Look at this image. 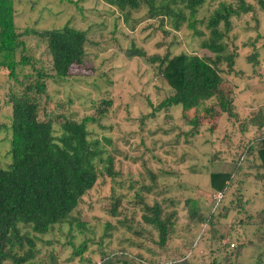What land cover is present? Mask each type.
Returning <instances> with one entry per match:
<instances>
[{
  "label": "rangeland",
  "instance_id": "rangeland-1",
  "mask_svg": "<svg viewBox=\"0 0 264 264\" xmlns=\"http://www.w3.org/2000/svg\"><path fill=\"white\" fill-rule=\"evenodd\" d=\"M13 1L16 31L25 45V52L17 53V59L25 56L31 65L48 72L51 59L46 43L34 31L69 25L87 36L85 60L71 70L74 76L65 81L47 80L46 95L40 101L41 119L58 117L60 122L63 115L80 121L94 115L96 108H103L101 101L112 102L100 122L105 130L95 125L89 129L93 128L100 138L110 139L107 149L113 151L116 175L99 178L83 197L71 216L72 230L64 224L41 236L33 263L94 264L100 261L101 251H125L161 264L167 258H179L184 262L181 264H264V222L263 217L257 218L264 211V179L255 177L264 175V170L252 153L250 159L243 160L241 170L233 172L242 143L257 136L254 130L239 135L225 115L212 135L208 126L189 134L190 128L179 126V113L166 124L161 113L153 121L147 119L151 111L147 101L157 105L169 93L162 77L154 74L156 64H149L147 59L180 53L212 57L201 46L205 37H196L185 27L175 32L159 20L146 19L145 9L133 13L126 23L106 0ZM246 2L253 10L231 18L225 42L227 51L236 52L237 58L231 71L222 65L223 76L234 87L232 95L241 122L256 118L258 111L264 121V12L254 0ZM218 3L206 0L197 15V29L203 30L200 20L208 17ZM134 50L145 53L144 57L132 55ZM257 54L255 63H249L247 58ZM31 65L18 67L20 79L31 72ZM14 86L21 89L6 70L0 69V169L11 163L9 94ZM226 91L230 93L228 88ZM213 172L232 175L225 198L215 211L209 183ZM188 199L198 201L195 219L188 213ZM114 203L118 205L116 215L111 216L105 208ZM154 203L160 204L165 213H176V230L166 251L160 250L157 234L142 221L143 205ZM210 212L211 224L196 223L198 216L207 218ZM80 220L86 225L81 232L76 227ZM220 238L234 248L221 247ZM83 241H87V251L82 260L73 256L70 244L78 247Z\"/></svg>",
  "mask_w": 264,
  "mask_h": 264
},
{
  "label": "trees",
  "instance_id": "trees-1",
  "mask_svg": "<svg viewBox=\"0 0 264 264\" xmlns=\"http://www.w3.org/2000/svg\"><path fill=\"white\" fill-rule=\"evenodd\" d=\"M218 1L212 13L200 20L203 30L197 29L196 25L199 23L198 12L206 0H106V3L116 8L126 23L133 13L145 9L146 19L159 20L170 30L178 32L185 27L193 31L196 37H205L201 46L213 54L212 57H199L180 53L172 57L166 54L148 58L149 64H156L154 74L162 77L169 93L157 105L147 101L151 108L147 119L153 121L161 113L166 124L173 121L172 115L179 113V126L190 128L189 134H196L199 129L208 126L212 135L218 131L221 118L225 115L227 123H232L239 135H246L252 130L257 135L242 143V154L234 160L233 172H239L242 162L250 159L252 153L257 155L260 168L264 170L263 118L258 111L256 118L249 121L247 117L241 122L232 95L234 87L223 76L222 69V65H225L231 71L237 58L236 52L227 51L225 42L231 31V18L251 12L253 7L246 0H234L235 3ZM254 1L264 12V0ZM14 18V1L0 0V69L6 70L9 78L21 88H10L11 163L8 168L0 169V264H34L39 253L37 242H41V236L50 233L55 226L64 224H68L72 230L70 219L83 197L94 188L99 178L112 179L116 175L113 151L107 149L111 147L110 139L100 138L93 128L89 129L95 125L105 130L100 122L112 102L101 101L103 108H96L94 115L85 116L80 121L63 115L60 122L57 121L58 117L42 120L40 101L46 95L47 80L65 81L74 76L71 70L80 67L85 60L86 32L69 25L61 29L34 31L46 43L51 59V69L47 72L43 67L31 65L25 56L17 59V53L25 52V45L21 41L22 35L16 31ZM132 55L144 57L145 53L134 50ZM256 56L258 54L248 57V62L254 64ZM29 64L31 72L23 74L20 79L18 67ZM162 132L169 134V131ZM255 177L264 179V175ZM152 179L156 177L152 175ZM231 179L229 173L213 172L209 175L213 193H223L216 206L211 201L213 211L225 198ZM185 202L189 206L190 217L195 219L198 201L188 199ZM117 206L114 203L105 209L109 215L115 216ZM143 207L144 225L157 234L156 245L161 251H166L165 246L176 230L173 221L176 213H165L158 203L151 206L144 204ZM211 213L207 218L198 216L196 223L211 224ZM261 217L264 222V211L257 215V218ZM76 227L80 232L86 229L81 220ZM221 238V247H231L232 243L227 246V241L224 244ZM70 245L73 256L83 260L87 241L78 247L73 243ZM100 256V264H161L146 262L142 255H130L125 251H101ZM86 261L90 262L88 259ZM180 262L182 260L179 258H167L163 264Z\"/></svg>",
  "mask_w": 264,
  "mask_h": 264
},
{
  "label": "built area",
  "instance_id": "built-area-1",
  "mask_svg": "<svg viewBox=\"0 0 264 264\" xmlns=\"http://www.w3.org/2000/svg\"><path fill=\"white\" fill-rule=\"evenodd\" d=\"M223 198V193L222 192H216L211 195V201L215 204V206L219 203V201ZM225 244V242H223ZM234 245L231 244V247ZM100 264V263H98Z\"/></svg>",
  "mask_w": 264,
  "mask_h": 264
}]
</instances>
